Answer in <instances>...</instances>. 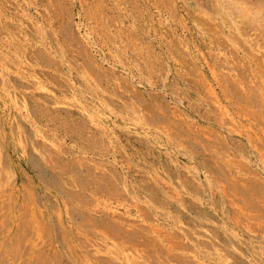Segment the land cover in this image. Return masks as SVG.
I'll use <instances>...</instances> for the list:
<instances>
[{
	"label": "rangeland",
	"instance_id": "1",
	"mask_svg": "<svg viewBox=\"0 0 264 264\" xmlns=\"http://www.w3.org/2000/svg\"><path fill=\"white\" fill-rule=\"evenodd\" d=\"M235 2L0 0V110L17 144L18 125L37 145L48 128L58 169L53 208L17 232L29 235L23 249L47 248L58 228L67 243L68 219L92 213L114 241L86 234L92 264H114L110 251L116 264H264V0ZM19 225L2 228L1 244Z\"/></svg>",
	"mask_w": 264,
	"mask_h": 264
},
{
	"label": "bare ground",
	"instance_id": "2",
	"mask_svg": "<svg viewBox=\"0 0 264 264\" xmlns=\"http://www.w3.org/2000/svg\"><path fill=\"white\" fill-rule=\"evenodd\" d=\"M214 2V1H213ZM252 2V1H251ZM261 2V0H260ZM260 2H257L258 4ZM238 7L240 6H243V8L245 9L244 7V4H246L245 2H242V0H236V2ZM218 4V3H217ZM253 4V3H252ZM252 4H250L252 6ZM220 5V4H219ZM217 6V5H216ZM221 8L223 7V5H220ZM246 6V5H245ZM236 7V6H235ZM259 7V6H258ZM218 8V7H217ZM224 8V7H223ZM226 8V7H225ZM233 8V7H231ZM242 8V9H243ZM247 8V6H246ZM261 8V7H260ZM228 9V8H227ZM238 10V8H236ZM219 10V9H218ZM222 10V9H221ZM237 10H235L237 12ZM241 9H239L240 11ZM255 10V9H254ZM223 11V10H222ZM225 11V10H224ZM226 12V11H225ZM242 12V10L240 11ZM230 13V12H228ZM223 14V13H222ZM227 12L225 13V16ZM242 14V13H241ZM221 15V14H220ZM248 15V14H247ZM234 16V15H233ZM246 16V15H245ZM224 17V16H223ZM230 17H227L225 18L226 20L229 19ZM242 18V17H241ZM230 20V19H229ZM235 20V19H232V21ZM251 20V19H250ZM228 21V20H227ZM226 21V22H227ZM225 22V23H226ZM229 22V21H228ZM234 22L236 21H233V24ZM229 23H232V22H229ZM236 24V23H235ZM239 24V23H238ZM232 24H230L229 26H231ZM228 27V26H227ZM239 27V25H238ZM237 27V28H238ZM249 27V26H248ZM257 28V27H255ZM239 29V28H238ZM237 30V29H235ZM240 30V29H239ZM253 30H255L253 28ZM243 33V32H241ZM248 33V32H247ZM235 35V34H234ZM244 36V35H243ZM250 36V35H249ZM238 38V37H237ZM252 39V38H251ZM253 40V39H252ZM239 41V40H237ZM246 45V44H245ZM244 45V46H245ZM231 46V45H230ZM254 48L253 45L250 46V49ZM226 49V48H225ZM255 49V48H254ZM246 62V61H245ZM226 63V62H225ZM247 63V62H246ZM260 63V62H259ZM249 64V63H248ZM1 66V65H0ZM3 69V68H2ZM4 70V69H3ZM251 70V69H250ZM2 71V70H1ZM251 72V71H249ZM2 73V72H1ZM252 73V72H251ZM263 73V72H262ZM4 74V73H3ZM8 74V73H7ZM250 74V73H249ZM263 79V78H262ZM1 80V78H0ZM261 82H263L264 80H260ZM226 82V81H225ZM259 84V83H258ZM12 85V84H11ZM6 86V85H4ZM262 89V88H261ZM264 91V90H263ZM2 92V91H1ZM3 93V92H2ZM12 94V99H13V102L15 103V105L17 106V104L19 103V98H17V95L15 92L11 93L10 91H6L5 90V95H3V99L6 101L8 99V96H10ZM263 94V93H262ZM2 95V94H1ZM264 96V94H263ZM11 100V98H10ZM12 101V100H11ZM14 105V106H15ZM10 107V106H9ZM8 107H6L7 109ZM6 109L4 110H0V233H1V230H3L2 228L6 227V225H8L7 227H9L10 225L12 226V223H20L19 225V228L18 230L16 231V236L15 237H12V238H9V241H6V242H3L1 244L0 242V264H16V262H18L19 260H21V254L25 257H27L26 261H24L23 264H92V260L93 259H88V257L85 258L81 256L82 252H84V247L86 246L85 244H87V242L89 241L92 245L95 246V244L93 242H96L94 241L95 237L97 238L99 236V234L101 235V231H97V227L98 228H102V224L104 225V223H102L104 220V218H98L96 216V218L92 216V213H87L88 214V218L85 216V219H87L86 221H82L80 218H77V217H74V218H70L68 219V221L72 224H74L73 226L76 227V230H74L75 232H72L68 235H75V236H70L69 237V240L68 242L64 243L62 239V237H59V235H64L65 232L63 231L62 228H58L57 229V233H55V235H57L55 237V235H51V245H48L52 247V249H55V251H52V249H49L48 247L46 248V246L44 247L46 250H44V248L42 250H38L39 248H35L37 253H32L29 251V248H27L26 250L23 249L25 248L24 246V242L23 240L26 242L28 239H29V235H17V232L19 233L20 229H22L21 225L23 224H29L30 227L28 229H26L24 232L25 233H30L32 232L31 231V226L34 225L33 223L37 222L38 219V216L39 214H44V212L41 210L42 209V206L43 208L48 211L50 208V205L52 206L53 208V205L50 203L51 202V198L53 197V180H54V173L53 171L55 170L54 168L56 167H52L54 166L53 164V161L51 160V154H50V151H49V143H50V138H49V130L48 128H46L44 131H41L39 132L40 133V138L42 140V143L37 145L34 138H33V133L32 131H29L27 130L23 125H18V127H16L17 129V132L19 134V143H15L14 140L10 139V132L12 130V120L10 119V112H8ZM19 111V110H18ZM20 114V113H19ZM5 116H7V118H5ZM25 117L28 119V122L30 124L33 123L32 121V118H31V114L30 113H27L25 115ZM26 121V120H25ZM15 135V134H14ZM37 136L39 137V135L37 134ZM15 137V136H14ZM18 141V140H17ZM25 142V143H24ZM26 145L29 146V147H32V148H35L37 149L39 155H38V159L39 161H37V159L35 158V155L32 154L31 152H28V150H26ZM25 150L27 151V153L29 154V158H30V167L29 168H24V163H23V159L21 154H20V151H22V153H25ZM33 151V150H32ZM19 155V156H18ZM53 157V156H52ZM28 158V157H27ZM20 162V163H19ZM40 162V163H39ZM54 169V170H52ZM58 169L56 168V171ZM36 172L37 176H35L34 172ZM60 171V170H59ZM63 172V170L61 171ZM60 172V173H61ZM60 173H58L60 175ZM68 173V172H67ZM66 174V172L64 173ZM57 175V174H56ZM64 176V175H61V177ZM71 178V177H70ZM68 178V179H70ZM57 179V178H56ZM55 179V180H56ZM59 179V178H58ZM57 179V181H58ZM60 180L62 181V178H60ZM72 180V179H71ZM74 180V179H73ZM60 181V182H61ZM76 181V180H75ZM38 182V183H37ZM69 182V181H68ZM73 182V181H72ZM77 182V181H76ZM21 183V184H20ZM75 183V182H74ZM99 183V182H98ZM60 184V183H59ZM65 184V183H64ZM88 184V183H87ZM74 185V184H73ZM73 185H70V186H73ZM78 185V184H77ZM79 186V185H78ZM100 186V185H99ZM76 188H78L77 186H74ZM102 187V186H101ZM58 188H61V185L60 187ZM57 188V189H58ZM81 189V187H79ZM56 189V190H57ZM63 189V188H62ZM74 189V188H73ZM55 190V189H54ZM72 190V189H71ZM101 190V189H100ZM77 191V190H75ZM72 190V192H75ZM97 191V190H96ZM41 192H43V196L40 195ZM95 192V191H94ZM58 193L60 195H62V192L58 191ZM67 193V192H65ZM69 193V192H68ZM67 193V194H68ZM81 193V192H79ZM96 193V192H95ZM70 194V193H69ZM76 194V192L74 193V195ZM84 194V193H83ZM99 194V193H98ZM55 198L58 199V206L54 207V209L51 210V212L53 211V215L56 216V218L58 219V222H59V211L57 210L58 208L62 210V198L57 194L55 193ZM82 195V194H81ZM96 195V194H95ZM66 196V195H65ZM68 196V195H67ZM71 196V197H70ZM68 196L69 198H73L72 195ZM97 196V195H96ZM95 196V197H96ZM92 197V196H91ZM65 200V199H64ZM41 201V202H39ZM44 201V204H40ZM68 201V199H67ZM64 202V201H63ZM39 203V206L37 205ZM71 203V202H70ZM73 204V203H72ZM71 205V204H70ZM72 206V205H71ZM73 206H75L76 208V205L73 204ZM72 206V207H73ZM73 208L72 210L74 211ZM64 209V208H63ZM71 213V209L69 210ZM83 211V210H82ZM81 210H76L75 214H78L80 212H82ZM96 211V210H95ZM94 211V212H95ZM93 212V213H94ZM98 211H96L97 213ZM102 212V211H101ZM83 213V212H82ZM81 213V215H83ZM38 214V215H37ZM110 214V213H109ZM37 215V216H36ZM79 215V216H81ZM102 215V214H101ZM104 215V214H103ZM106 215V214H105ZM112 217L109 218V221H108V225L111 224V226H115L114 222H117V223H120L119 221H117L118 218H114L115 215H111ZM93 220H92V218ZM103 217V216H101ZM106 217V216H105ZM109 217V216H108ZM64 218V217H63ZM83 219V218H82ZM83 219V220H85ZM124 219V218H123ZM123 219H121L123 221ZM63 220V219H62ZM120 220V218H119ZM65 221V220H64ZM121 221V222H122ZM40 222V221H39ZM86 224V227H87V224H88V227L87 229L84 230V226L82 225V223ZM97 222V223H96ZM102 224H101V223ZM11 223V224H9ZM60 223V222H59ZM123 223V222H122ZM129 223V222H128ZM40 224V223H39ZM107 224V223H106ZM105 224V225H106ZM90 225V226H89ZM97 225H100L97 226ZM107 225V226H108ZM126 225V224H125ZM35 226V225H34ZM33 226V227H34ZM110 226V225H109ZM118 226V225H116ZM128 226V224H127ZM131 226V225H130ZM85 227V228H86ZM106 227V226H105ZM111 227V228H113ZM120 227V226H119ZM125 227V226H124ZM37 228V227H36ZM83 228V229H82ZM89 228V230H88ZM110 227H108L107 229H109ZM118 228V227H117ZM117 228H113L115 229V231H120V229L122 230V228L120 229H117ZM92 229V230H90ZM104 229V227L102 228ZM125 229V228H124ZM123 229V230H124ZM130 229V228H129ZM139 229V228H138ZM34 230V235L36 236V233H40V232H35L37 229H32ZM40 229L38 228L37 231H39ZM84 230V231H83ZM122 230V231H123ZM5 231V230H4ZM10 231V230H9ZM79 231H83V233L85 234H79L78 232ZM89 231V232H88ZM92 231V232H90ZM105 231V230H104ZM103 231V232H104ZM111 231V229H110ZM109 231V232H110ZM23 232V233H24ZM95 232H97L98 235H94L96 234ZM107 232V231H105ZM112 232V231H111ZM110 232V233H111ZM130 232V230L128 231ZM186 232V231H185ZM6 233V231H5ZM47 233V232H46ZM118 233V232H116ZM134 233V232H133ZM138 233V232H136ZM140 233V232H139ZM143 233V232H142ZM3 234V233H2ZM2 234L0 235V241H1V236ZM33 234V233H32ZM31 234V235H32ZM90 234H93V237L94 239H89V236H86ZM102 234H106V233H102ZM113 234V233H112ZM127 234V233H126ZM32 236L35 237V236ZM83 235H85L84 237H82ZM138 235V234H137ZM139 236V235H138ZM41 237V236H40ZM43 237L45 238V236L43 235ZM42 237V238H43ZM103 236H99V240L100 238H102ZM118 237V236H117ZM60 238V239H59ZM92 238V237H91ZM31 239V238H30ZM85 240V243L82 241V240ZM148 239H151V238H148ZM32 240V239H31ZM49 240V239H48ZM103 241L104 243L106 244H109L111 243L110 241L114 242L112 237H107L106 235H104L103 237ZM34 242V240H32ZM135 241V240H133ZM31 242V241H30ZM50 244V240L48 241ZM59 242L63 243L62 244V250H59L58 247H56L55 245L57 244L59 246ZM131 243V241H130ZM29 244V243H28ZM31 245L30 246H36L34 245L35 243H33L32 245V242L30 243ZM113 244V243H112ZM117 244V242H116ZM119 244V243H118ZM143 244V243H141ZM24 245V246H23ZM71 245H74V246H71ZM103 245V244H102ZM115 245V244H114ZM119 245H122V244H119ZM124 245V244H123ZM39 246V245H38ZM73 247V249H71ZM93 247V246H92ZM118 247V246H117ZM42 248V247H40ZM25 253H22L23 250ZM32 249V248H31ZM33 250V249H32ZM86 251H89L87 249V247L85 248ZM95 250V248H94ZM118 250L121 251V249L118 248ZM117 250V251H118ZM35 251V252H36ZM110 251V250H109ZM108 251V252H109ZM30 252V253H29ZM107 252V253H108ZM115 253V255L111 254V253ZM108 256H109V260L110 262H113V261H119V259L117 258L116 255H118L117 252H113V251H110ZM93 253V252H92ZM97 254V251L94 252ZM93 253V254H94ZM103 253V252H101ZM106 253V252H104ZM106 253V254H107ZM117 253V254H116ZM122 253V252H121ZM124 254V261L126 260H129L127 258V256L125 257V253L123 252ZM123 254H122V257H123ZM98 255V254H97ZM101 255H104V254H101ZM99 256V255H98ZM112 256V257H111ZM115 256V257H114ZM138 256V255H137ZM142 256V255H141ZM76 257L77 259L75 260ZM167 257V256H166ZM185 257V256H184ZM103 258V257H102ZM121 258V256H120ZM145 258V257H144ZM156 258V257H155ZM107 259V258H106ZM118 259V260H117ZM123 259V258H122ZM120 259V262L121 260ZM179 259V258H178ZM98 260V259H97ZM108 260V259H107ZM131 260V259H130ZM129 260V261H130ZM147 260V258H146ZM116 262L114 264H116ZM181 262V261H180ZM118 263V262H117ZM170 263V262H169ZM121 264V263H120ZM125 264V263H124ZM136 264V263H135ZM180 264V263H179Z\"/></svg>",
	"mask_w": 264,
	"mask_h": 264
}]
</instances>
